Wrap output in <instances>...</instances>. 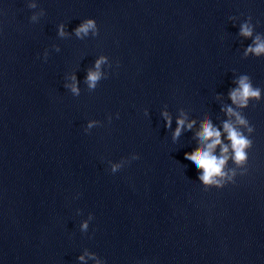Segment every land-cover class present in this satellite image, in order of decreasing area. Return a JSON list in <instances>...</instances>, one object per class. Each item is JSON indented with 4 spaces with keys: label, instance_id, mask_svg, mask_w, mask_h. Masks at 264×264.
I'll return each mask as SVG.
<instances>
[{
    "label": "water",
    "instance_id": "obj_1",
    "mask_svg": "<svg viewBox=\"0 0 264 264\" xmlns=\"http://www.w3.org/2000/svg\"><path fill=\"white\" fill-rule=\"evenodd\" d=\"M85 18L98 35L77 38ZM257 35L264 0H0V264H170L264 230V54L244 55ZM242 75L261 95L237 108ZM178 118L194 123L173 139ZM206 118L229 146L222 188L184 155ZM226 121L252 140L241 167Z\"/></svg>",
    "mask_w": 264,
    "mask_h": 264
},
{
    "label": "clouds",
    "instance_id": "obj_2",
    "mask_svg": "<svg viewBox=\"0 0 264 264\" xmlns=\"http://www.w3.org/2000/svg\"><path fill=\"white\" fill-rule=\"evenodd\" d=\"M30 7H35V5H30ZM33 19H35L33 17ZM65 25L61 24L58 26V34L63 37L66 35L64 31ZM77 38H83L89 34L91 31L94 36L98 35V27L94 19L85 18L75 29H73ZM253 29L248 23H244L240 26L239 34L243 37H251ZM56 51H59V48H56ZM249 53H252L254 56H261L264 54V40H261L260 36L257 35L253 40V45H249L244 52V55L247 56ZM44 58L48 56L47 51L44 52ZM105 61V57L101 56L95 61V71L89 70L85 79V83L88 85L89 89L95 90L97 82L101 78V73L99 71L101 63ZM238 87L230 90V99L237 108H245L249 106V100L255 99L257 102L260 101L261 89L259 87H254L251 83L250 77L248 75H242L239 77ZM67 87V85H65ZM71 91L74 95L79 94V90L76 87V79L73 76V84L71 86ZM226 114L230 117H235L236 125H242L246 127L247 132L252 133L254 131L253 127H247L248 120L244 118L238 111H234L232 107H226L224 109ZM165 117V127L170 125V118L167 113H163ZM117 117L119 114L117 113ZM96 121L90 120L85 127V132L92 129L93 124ZM193 123L189 122L185 125V120L183 118H178L176 121L177 127L173 132V139H176L180 133L181 128L186 127L191 129ZM223 129L227 133V139L230 141V147L232 150V160L238 166H243L248 160L247 149L252 146V140L246 136L242 131H240L231 121H226L223 124ZM198 140L201 142L200 146L194 149L191 153H185V159L190 160L198 171L199 180L206 186H216L217 188H222L226 181H231L232 176L235 175L233 172L232 175H228L223 171L226 161L229 159L228 152L229 146L222 144L221 142V132L213 127L209 119H205L201 123L200 130L196 133ZM220 146L221 154L219 157L213 154L214 149L217 146ZM139 157L137 155L133 156V159L136 160ZM122 168L121 164H112L110 171L116 173L119 169ZM92 214L89 213L88 219L81 222L80 229L81 231L86 232L88 230L89 221L92 220ZM87 254V253H86ZM84 256L81 255L78 257V260L84 261Z\"/></svg>",
    "mask_w": 264,
    "mask_h": 264
}]
</instances>
